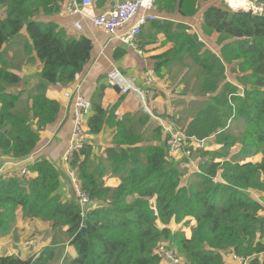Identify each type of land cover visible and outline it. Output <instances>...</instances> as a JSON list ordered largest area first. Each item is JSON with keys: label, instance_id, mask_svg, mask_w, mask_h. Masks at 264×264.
Instances as JSON below:
<instances>
[{"label": "trees", "instance_id": "1", "mask_svg": "<svg viewBox=\"0 0 264 264\" xmlns=\"http://www.w3.org/2000/svg\"><path fill=\"white\" fill-rule=\"evenodd\" d=\"M64 1L0 0V57L5 45L27 25L36 56L43 63L41 90L46 84L72 83L91 56V38L71 36L54 20ZM198 1L156 0L161 10L188 16L198 12ZM203 16L205 33L216 32L219 43L226 41L222 56L190 32V26L170 20L160 23L167 33L172 32L175 47L158 58L172 56L181 63L191 59L200 71L195 75L201 91L214 93V105L201 109L206 114L193 121L187 134L203 142L218 134L214 143L220 148L211 151L200 144L196 154L201 156L200 168L188 183L182 181L183 172L174 159L168 158L167 135L161 127L153 130L156 142L140 145L141 134L128 127L126 120L116 119L120 101L109 108L94 103L90 132L98 134L106 125L116 126L115 142L133 145L128 150L131 156L120 155L121 147L113 158L120 165L121 183L105 184L107 165L100 160L97 166L94 147L86 142L69 159L91 199L90 209L83 213L77 195L62 198V170L42 157L29 166L35 173L31 177L0 175V234L12 230L16 211L22 208L24 216L50 221L55 230L67 227L66 240L76 254L65 255L63 264H164L157 253L162 241L176 249L183 264H227L226 254L232 252L249 257L248 264H264V204L252 195L264 192V11L255 13L222 1L206 7ZM234 60L239 84L225 81V62ZM190 67L186 64L187 70ZM22 82L19 74L1 63L3 157L29 156L40 131L56 120L60 110V103L41 91L23 99ZM229 119L243 121L242 134L226 128ZM234 148L239 151L232 152ZM258 154L261 159L254 160ZM188 219L194 221L190 235L170 227L172 221L180 224ZM64 251L45 247L35 264L59 261ZM35 257L23 259L4 252L0 264H30Z\"/></svg>", "mask_w": 264, "mask_h": 264}, {"label": "crops", "instance_id": "2", "mask_svg": "<svg viewBox=\"0 0 264 264\" xmlns=\"http://www.w3.org/2000/svg\"><path fill=\"white\" fill-rule=\"evenodd\" d=\"M77 1L82 10L81 13H70L67 10L66 0L63 2L61 11L54 17V20L65 28L71 36L84 35L91 38L93 47L90 59L83 70L79 72V76L76 77L72 83L68 85L53 84L46 86L47 95L60 103V110L56 120L40 131V139L32 152V159L19 164V158L0 156V172L3 173L0 175L4 176H21L20 171L23 167L29 169V166L33 162L42 157L51 159L62 170L60 192L63 199L69 200L76 197V191L68 175L71 169L70 163L65 162L64 156L71 143L74 119L70 102L65 96V91L79 85L82 94H84L93 105L94 103H101L105 108H109L114 103L120 101L115 111L116 119L126 120L128 127H132L134 132L141 134L142 139L140 145L156 142V139L153 137V130L157 127H161L163 134L166 136L165 130L156 118L158 116L166 118L174 115L175 119L172 118L174 119L176 127L180 128L179 125H183L187 128L188 125L184 124L189 122L188 119H182V123H179L182 112L180 108H177L176 101L181 100L179 99V95L181 94L179 90L185 92L192 88L197 80V76L195 74L194 76L192 74L190 75L189 72L191 69L187 70L186 65L183 66V63L173 59L172 56L170 59L158 58V56L172 51L175 47V40L173 39L172 32L167 33L161 27L160 23L164 20H170L176 24L182 23L190 26V32L197 33L208 48L215 53L219 52L220 56H222V50L225 47L224 44L226 41L219 43V34L216 32L205 33L203 30V11L212 4L221 5L222 1L230 3L229 0H219L212 4L209 3L206 7H200V10L196 14L188 16L178 13L176 10H161L156 2L155 13L158 18L143 27L140 35V44L144 50V54L140 55L137 51L122 43L118 38L109 39L108 32L103 28L95 26L92 21V16H97L102 12L108 11L120 0H94L91 4H82V0ZM75 22H80L82 28H77ZM174 29L175 27H173V31ZM15 40L16 39L13 41ZM11 46H16L20 51V43L12 44ZM6 50L8 56L6 59L13 63L10 64L6 61H4V63L7 64L10 70L22 77L24 81L23 89H25L23 99L28 98L31 93H35L39 90L38 87L42 83L39 78V73L42 70L43 63L33 53L25 56L21 62L20 59L22 56L19 57L18 61H15V56L18 53L11 49L9 50V47L6 48ZM158 63L160 65L159 68ZM186 64H188V62ZM189 64L192 67L193 63L191 62ZM236 64L237 60H234L233 63L225 62V81L239 84L237 77L240 72L235 71L234 67ZM180 66H182V68ZM116 67L129 77L135 78L137 83L142 87L148 86L146 82L148 74L152 70H155L157 79L159 78L160 86L158 89L155 85L158 92L149 98L150 112H147V110L142 107L140 100L134 94H121L117 87L109 83L108 74L110 70ZM187 86L188 88L186 89ZM221 86L222 84L220 87ZM240 87H242V85H240ZM145 112L150 115V117H147ZM90 116L84 119V128L87 132V143L94 147L93 155L98 163L97 166H99L100 160H103V164L107 165V170L103 168L102 165V168L106 172L104 177L105 184L108 186H117L121 183L120 165L113 161V158H117L121 147L123 149L120 155L131 156L128 150L133 148V145H131L129 141L124 143L115 142V137L118 134L116 126L106 125L100 133L92 134L88 124ZM137 130H142L144 132L145 139H143V134ZM211 145V141H207L205 147L209 150H217L220 148V145L215 144L216 148L210 149L209 147ZM238 151L239 148H234L232 150V152ZM198 157L200 162L201 156L198 155ZM176 159L178 158H174V160ZM260 159L261 154L254 157V160ZM33 175H35V173H31L30 171L28 177ZM252 195L264 204V192L261 195ZM66 229L67 227H63L62 229L55 230L50 221L24 216L22 208H18L12 230L6 234H0V254L5 252L27 259L41 253L45 247L49 246L65 245V249L67 250L70 241L66 240ZM187 235H190V233ZM74 255L75 253L72 256ZM261 256L264 257V253L261 254ZM226 261L227 264H238L231 253L226 254ZM181 262L183 264L182 260ZM164 264H168V262L164 261Z\"/></svg>", "mask_w": 264, "mask_h": 264}, {"label": "built area", "instance_id": "3", "mask_svg": "<svg viewBox=\"0 0 264 264\" xmlns=\"http://www.w3.org/2000/svg\"><path fill=\"white\" fill-rule=\"evenodd\" d=\"M94 0H82V4H91ZM249 7L246 8L255 13L264 11V2L259 0H249ZM156 0H120L111 9L102 12L97 16H92V21L95 26L105 29L109 34V39L118 38L122 43L137 51L140 55L144 54V50L140 44V35L143 27L151 21H155L158 16L155 13ZM67 10L72 14L82 12L77 0H67ZM75 26L82 28L80 22H75ZM79 73L76 74L78 77ZM76 79V78H75ZM109 83L117 87L121 94H134L141 102L142 107L150 112L149 98L154 96L159 89V78L155 70H152L147 77V87H142L137 83L135 78L129 77L119 68H113L108 74ZM65 96L70 102L74 119V129L72 133L71 143L65 153L64 160L70 163L69 159L75 151L80 150L87 142V132L84 128V119L90 116L93 112L92 102L82 94L80 86L76 85L72 89L65 91ZM167 135V147L170 152H176L183 148V140H187L190 144L185 148V155H191L193 151V140L187 133L176 127L172 117L163 118L157 117ZM199 141V139H196ZM203 145V141H199ZM188 156V157H189ZM32 159V153L24 158H19V164ZM21 175L28 176L30 171L27 167L21 169ZM0 174H3L0 172ZM72 185L76 191V195L82 207V212L86 213L90 209L91 199L89 194L82 189L80 179L74 168L69 170ZM157 253L162 258V261L169 264H182L181 258L175 248L166 244L160 243L157 248ZM232 257L238 264H248L249 257H242L235 252L231 253Z\"/></svg>", "mask_w": 264, "mask_h": 264}, {"label": "rangeland", "instance_id": "4", "mask_svg": "<svg viewBox=\"0 0 264 264\" xmlns=\"http://www.w3.org/2000/svg\"><path fill=\"white\" fill-rule=\"evenodd\" d=\"M217 1H219V0H210V1L199 0L198 1L199 10H200V7L201 8L206 7L209 3L212 4V3L217 2ZM198 15H201V14H198ZM14 39H16V40L13 41ZM18 43H20V51L16 46H11L12 44H18ZM8 47H9V50L11 49L12 51L18 53L15 56V61H18L19 57L22 56V58L20 59V62H21V60L25 56H28L30 53H33L36 56L31 36L27 30V25H24L23 28L20 30V32L8 44L5 45V51L3 53V56L0 57V64L4 61H6L10 64L13 63L12 61L6 59V57H8L6 48H8ZM233 47L235 49L236 45L232 44L231 48H233ZM231 48H229V49H231ZM217 54L220 56L219 52ZM187 62L189 64L192 62V60L189 58H186L184 63H183V66H185ZM180 67L182 68V66H180ZM199 72L200 71L198 69L197 64L195 62H193V65L191 67L189 74L190 75L192 74L194 76V74H197ZM22 83L24 84V81ZM49 85H53V84H49ZM45 86H47V84ZM187 88H188V86L186 87V89ZM38 91H41V92L47 94L46 87L43 88L42 90L40 89ZM179 92L181 93L179 95V99H181V100L176 101L177 108H180L181 112H182L181 116L179 118V123H182V119H188V121H189L187 123L184 122V123H186L184 125H188L187 128H185L183 125H179V126H180L181 130H183L185 133H187V129L190 127V125H192L193 121H195V119L197 117H201V116H204V114H206L201 109H206L209 106L214 105L215 100L212 98L214 96V93H206V92L201 91V88L199 87L197 81H195L194 85L189 90H187L185 92H183L182 90H179ZM129 94H131V93H129ZM208 112H210V111H208ZM167 116H169V115H167ZM172 117L175 119L174 115H172ZM226 124H227L226 128L231 126L232 132L236 133V135H240L243 133L244 124H243V121L241 119H238V120L237 119H235V120L229 119V121H227ZM137 131L142 133L143 139H145L144 132L142 130H137ZM214 131H215V127H211V133H214ZM217 135L218 134H215L214 136H210L209 138L205 139V140L208 139L207 140L208 142L211 141L212 145L209 147L210 149L216 148L214 140H216L215 136H217ZM187 136L191 140H193V142H194V144H193V155H190V158H188L189 155L187 156L184 153L185 148L190 144V142H188L187 140H183V148L181 150H178L176 152H170V151L168 152V157H170L172 159L178 158V159L174 160L175 162L174 161L173 162L176 164V166L178 165L181 168V170L183 172V175H182V181L183 182L189 181L192 178L193 172L199 171V168H200L199 167L200 162H199V157H198L199 154L198 155H196V154H197V148H201V145H200L199 141L196 140L193 136H189L188 134H187ZM211 151H214V150H211ZM188 159H190V161H191L190 163L187 161ZM179 162H180V164H179ZM68 175H69V179L71 181V176H70L69 172H68ZM71 183H72V181H71ZM186 183H188V182H186ZM152 201L155 202L154 199H152ZM159 222H160V220H159ZM193 225H194L193 219H188L185 222L180 223V224L176 223L175 221L171 222L172 228H175V230L182 229L187 234L190 233ZM162 242L166 243L168 245L170 244L167 241H162ZM64 246L63 245L57 246V250L58 251L64 250L65 249ZM74 253L76 254L74 246L71 244H68V249L67 250L65 249L64 253H62L60 255V257H59L60 260L59 261L58 260L51 261V262H49V264H63L64 261L66 260L65 255L68 257H72V255Z\"/></svg>", "mask_w": 264, "mask_h": 264}, {"label": "bare ground", "instance_id": "5", "mask_svg": "<svg viewBox=\"0 0 264 264\" xmlns=\"http://www.w3.org/2000/svg\"><path fill=\"white\" fill-rule=\"evenodd\" d=\"M230 4L236 8H248L249 0H229Z\"/></svg>", "mask_w": 264, "mask_h": 264}, {"label": "water", "instance_id": "6", "mask_svg": "<svg viewBox=\"0 0 264 264\" xmlns=\"http://www.w3.org/2000/svg\"><path fill=\"white\" fill-rule=\"evenodd\" d=\"M206 143H207V141H204V146L206 145ZM85 231H86V227L83 226L82 227V232L85 233ZM39 256H40V253L32 260V262L30 264H35V262L37 261V259L39 258Z\"/></svg>", "mask_w": 264, "mask_h": 264}, {"label": "clouds", "instance_id": "7", "mask_svg": "<svg viewBox=\"0 0 264 264\" xmlns=\"http://www.w3.org/2000/svg\"><path fill=\"white\" fill-rule=\"evenodd\" d=\"M203 145H204V142H203ZM171 246V245H170ZM163 262V261H162ZM164 263V262H163ZM169 264V263H168Z\"/></svg>", "mask_w": 264, "mask_h": 264}]
</instances>
